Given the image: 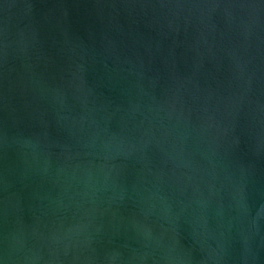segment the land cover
Segmentation results:
<instances>
[{
	"label": "water",
	"instance_id": "obj_1",
	"mask_svg": "<svg viewBox=\"0 0 264 264\" xmlns=\"http://www.w3.org/2000/svg\"><path fill=\"white\" fill-rule=\"evenodd\" d=\"M0 264H264V0H0Z\"/></svg>",
	"mask_w": 264,
	"mask_h": 264
}]
</instances>
